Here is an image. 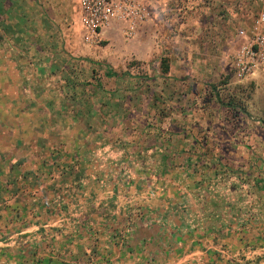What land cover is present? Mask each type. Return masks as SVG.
<instances>
[{
	"label": "crops",
	"instance_id": "crops-1",
	"mask_svg": "<svg viewBox=\"0 0 264 264\" xmlns=\"http://www.w3.org/2000/svg\"><path fill=\"white\" fill-rule=\"evenodd\" d=\"M146 2L169 58L155 104L198 129L141 120L143 83L83 58L65 0H0V264H264V144L208 128L206 84L186 77L206 72L192 58L227 62L260 4Z\"/></svg>",
	"mask_w": 264,
	"mask_h": 264
},
{
	"label": "rangeland",
	"instance_id": "rangeland-1",
	"mask_svg": "<svg viewBox=\"0 0 264 264\" xmlns=\"http://www.w3.org/2000/svg\"><path fill=\"white\" fill-rule=\"evenodd\" d=\"M65 5L68 8V14L63 18H66L68 27L73 30V35L79 37L81 48L90 49L93 54L86 53L84 59L88 62L95 61L97 72L102 74V69L105 67L111 71L117 73H131V79L128 83L136 84V82H142L144 85L145 96L140 98L138 105L136 106L139 112H142L141 120L147 124H157V118L162 120V116L171 111L170 107L167 109L163 104L158 106L155 104L157 100L156 91L152 92V88L157 83H165V79L156 77L155 71H159L164 63L169 64V58L155 54L152 51V38L153 29L152 25L140 28L137 35L134 38L126 39L123 34L118 31L116 37H110L108 34H101L96 42L92 44H86L83 41L82 33L80 32L78 24V1L77 0H65ZM261 5L254 4V14L259 11ZM150 9V8H149ZM151 12V11H150ZM141 30V31H140ZM142 34H141V33ZM142 40V41H139ZM167 43L161 44V50H165ZM218 45L212 46L213 51L216 50ZM212 54H217L213 57H196L191 59L192 66L196 68L202 66L206 72L201 74L196 73L193 75H186L192 79L197 77L199 80H203L208 89L207 103L202 105V109L207 114L208 128H215L216 131H234L236 133H250L252 136L251 144L258 143L264 144V69H260L254 72L246 79L238 80L234 74L229 70L230 56L227 58L219 57V52L214 51ZM226 54V53H224ZM89 55V56H88ZM82 58V57H81ZM190 61V59H188ZM182 65L186 62L180 59ZM162 63V64H161ZM94 64V63H91ZM145 77L143 79H137L135 77ZM106 84L112 86L114 81L106 80ZM184 94V92H183ZM178 97L176 95H170L173 99H177L175 103L179 102L181 92L178 91ZM190 94L189 97H191ZM188 97V95H187ZM193 97H199L194 95ZM143 99V100H142ZM156 99V100H155ZM231 102V105L235 106L234 109L221 105V103ZM182 103V101H181ZM187 104V103H186ZM154 105H156L154 107ZM185 106L182 104V108ZM135 113V106L130 111ZM184 115H178L177 118H172L169 122L163 119V123L166 122V127L170 128V123L176 126V128H184L185 125L190 123L192 129L199 128V120H193L187 122ZM250 125L248 128V124ZM249 130V131H248ZM249 140V139H248ZM249 140V141H250Z\"/></svg>",
	"mask_w": 264,
	"mask_h": 264
},
{
	"label": "built area",
	"instance_id": "built-area-1",
	"mask_svg": "<svg viewBox=\"0 0 264 264\" xmlns=\"http://www.w3.org/2000/svg\"><path fill=\"white\" fill-rule=\"evenodd\" d=\"M249 31H236L237 47L230 54L231 72L243 80L264 69V0ZM151 18L146 0H78V24L84 43L92 44L109 27H117L126 39L134 38Z\"/></svg>",
	"mask_w": 264,
	"mask_h": 264
},
{
	"label": "trees",
	"instance_id": "trees-1",
	"mask_svg": "<svg viewBox=\"0 0 264 264\" xmlns=\"http://www.w3.org/2000/svg\"><path fill=\"white\" fill-rule=\"evenodd\" d=\"M161 64H162V63H161ZM168 70H169V66H168V64L164 63V65L161 66V71H162L164 74H166V73L168 72ZM123 74H124V73H122V74H118L117 72H114V71H109V72L106 73L107 76H115V77H119V76H121V75H123ZM221 105H223V106H227L228 108H232V109L235 108V106L231 105V102H228V103H221Z\"/></svg>",
	"mask_w": 264,
	"mask_h": 264
}]
</instances>
